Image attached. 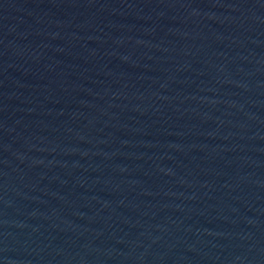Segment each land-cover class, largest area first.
Returning <instances> with one entry per match:
<instances>
[{
	"label": "water",
	"instance_id": "water-1",
	"mask_svg": "<svg viewBox=\"0 0 264 264\" xmlns=\"http://www.w3.org/2000/svg\"><path fill=\"white\" fill-rule=\"evenodd\" d=\"M0 264H264V0H0Z\"/></svg>",
	"mask_w": 264,
	"mask_h": 264
}]
</instances>
